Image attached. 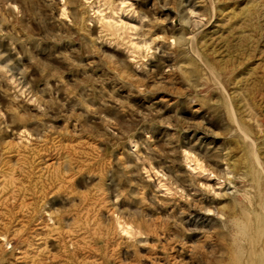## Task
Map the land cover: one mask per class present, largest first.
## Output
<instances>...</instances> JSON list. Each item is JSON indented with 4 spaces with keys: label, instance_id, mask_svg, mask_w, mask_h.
Here are the masks:
<instances>
[{
    "label": "rangeland",
    "instance_id": "obj_1",
    "mask_svg": "<svg viewBox=\"0 0 264 264\" xmlns=\"http://www.w3.org/2000/svg\"><path fill=\"white\" fill-rule=\"evenodd\" d=\"M257 180L264 0H0V264H221Z\"/></svg>",
    "mask_w": 264,
    "mask_h": 264
},
{
    "label": "bare ground",
    "instance_id": "obj_2",
    "mask_svg": "<svg viewBox=\"0 0 264 264\" xmlns=\"http://www.w3.org/2000/svg\"><path fill=\"white\" fill-rule=\"evenodd\" d=\"M257 160L255 156L252 162ZM246 194L240 203L247 212L228 216L234 239L226 248L221 264H264V186L258 182L253 192L247 188Z\"/></svg>",
    "mask_w": 264,
    "mask_h": 264
}]
</instances>
